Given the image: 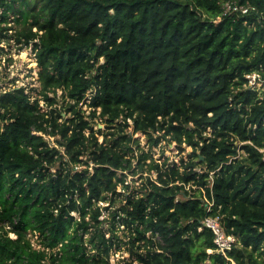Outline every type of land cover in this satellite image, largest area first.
Instances as JSON below:
<instances>
[{
    "label": "trees",
    "instance_id": "16d2710c",
    "mask_svg": "<svg viewBox=\"0 0 264 264\" xmlns=\"http://www.w3.org/2000/svg\"><path fill=\"white\" fill-rule=\"evenodd\" d=\"M225 1L0 0V55L32 45L41 84L0 92V264H113L121 244L115 264H264V90L246 87L264 79V0ZM138 133L192 150L160 164ZM206 216L237 237L227 257Z\"/></svg>",
    "mask_w": 264,
    "mask_h": 264
},
{
    "label": "rangeland",
    "instance_id": "374dc122",
    "mask_svg": "<svg viewBox=\"0 0 264 264\" xmlns=\"http://www.w3.org/2000/svg\"><path fill=\"white\" fill-rule=\"evenodd\" d=\"M8 25L15 26V22L13 17L11 20H9ZM6 43V41L2 42V45L6 46V51L4 54L0 55V92L2 90H7L9 88H12L13 86H26L28 89L31 90V93L36 96L38 94L37 90L33 89H41V84L39 82V67L37 65L36 59L34 57V52L32 45L25 46L24 48L20 49L19 45L15 42H11V45L9 44H3ZM10 56V58H9ZM262 84H264V79L259 84L256 85L257 88L261 87V91L264 90V87L262 88ZM62 92L59 91V106H62L65 104V102H69L67 98H63ZM89 96H91V93H89ZM84 109H87V113L90 112V109L84 104ZM62 116L65 118L67 116H71V113L69 112L68 115L65 112V110L62 111ZM95 129H101L102 133H99V140L103 141L105 137V133H108L112 131L113 129L107 128L106 124L102 123L100 120L95 121ZM132 131L129 130V133ZM136 137H139V141L141 142V149L148 151L150 156L160 164H163V162L168 159V162L176 161L178 162L180 160L181 155H185L191 152L190 147H184L186 148V151L181 152L180 149L176 146V143H168L167 141H162L159 146L151 148L148 142V138L138 133ZM46 139L50 142L51 145H56V139L53 136L46 135ZM140 152V151H139ZM67 158V157H66ZM148 163L152 162V159L149 158L147 160ZM141 175H148L147 172H139L135 176L132 174H127L126 176V182L130 185V188L128 190V193H137L142 185L143 179L139 176ZM152 176L155 178L156 172H152ZM135 180V181H134ZM145 180V179H144ZM144 182V181H143ZM196 188L195 185H188V189L193 193V190ZM118 191H124L123 186H119ZM126 193V194H128ZM124 194V193H123ZM122 198L116 199L113 203L110 202H100L99 204L103 208V217L106 219L107 217H110L109 221H112V215L110 212L116 211L121 205H122ZM105 207H108V209H105ZM76 216H79L78 212L75 213ZM109 224H104V227L107 228ZM120 226V225H119ZM124 226H120L116 231L118 235H120L122 238H127V230H123ZM85 238H88L86 235ZM122 249L118 250L117 252L112 251L111 252V262L117 263L118 261L128 258L129 252L127 251L128 246L121 244Z\"/></svg>",
    "mask_w": 264,
    "mask_h": 264
},
{
    "label": "built area",
    "instance_id": "2783aa9c",
    "mask_svg": "<svg viewBox=\"0 0 264 264\" xmlns=\"http://www.w3.org/2000/svg\"><path fill=\"white\" fill-rule=\"evenodd\" d=\"M256 10L257 8L254 5L249 3L243 4L235 0H228L223 4V14L236 13L240 15H247ZM246 77L248 79V84H246V87H256L257 84L263 81L261 74L257 72L247 74ZM76 169H79V166H76ZM75 213L76 212L74 211L73 214L75 215ZM102 217L103 216H101V218ZM15 222H17V220H15ZM204 227L211 229L214 233V242L216 244V248L210 249L209 251H215L227 257L229 252L236 245L237 237L234 234H228L226 232L220 216H206L202 221V226L200 229H203ZM10 235L12 237H16L14 233H10ZM34 245L37 246L36 243Z\"/></svg>",
    "mask_w": 264,
    "mask_h": 264
},
{
    "label": "water",
    "instance_id": "95a60500",
    "mask_svg": "<svg viewBox=\"0 0 264 264\" xmlns=\"http://www.w3.org/2000/svg\"><path fill=\"white\" fill-rule=\"evenodd\" d=\"M200 158L203 159V156H201Z\"/></svg>",
    "mask_w": 264,
    "mask_h": 264
},
{
    "label": "clouds",
    "instance_id": "9594fccd",
    "mask_svg": "<svg viewBox=\"0 0 264 264\" xmlns=\"http://www.w3.org/2000/svg\"><path fill=\"white\" fill-rule=\"evenodd\" d=\"M15 234V233H14ZM16 235V234H15ZM16 237H17V235H16Z\"/></svg>",
    "mask_w": 264,
    "mask_h": 264
}]
</instances>
